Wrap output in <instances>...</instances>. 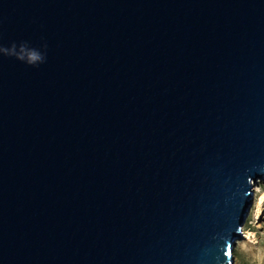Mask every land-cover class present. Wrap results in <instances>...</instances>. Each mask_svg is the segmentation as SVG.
Masks as SVG:
<instances>
[{
	"label": "water",
	"instance_id": "95a60500",
	"mask_svg": "<svg viewBox=\"0 0 264 264\" xmlns=\"http://www.w3.org/2000/svg\"><path fill=\"white\" fill-rule=\"evenodd\" d=\"M264 180V0H0V264H232Z\"/></svg>",
	"mask_w": 264,
	"mask_h": 264
},
{
	"label": "rangeland",
	"instance_id": "374dc122",
	"mask_svg": "<svg viewBox=\"0 0 264 264\" xmlns=\"http://www.w3.org/2000/svg\"><path fill=\"white\" fill-rule=\"evenodd\" d=\"M253 187L247 218L242 225V237L232 250V264H264V180Z\"/></svg>",
	"mask_w": 264,
	"mask_h": 264
},
{
	"label": "bare ground",
	"instance_id": "6f19581e",
	"mask_svg": "<svg viewBox=\"0 0 264 264\" xmlns=\"http://www.w3.org/2000/svg\"><path fill=\"white\" fill-rule=\"evenodd\" d=\"M255 185H256V183H254L253 187H254ZM242 231L245 232V231H244V228H242Z\"/></svg>",
	"mask_w": 264,
	"mask_h": 264
}]
</instances>
